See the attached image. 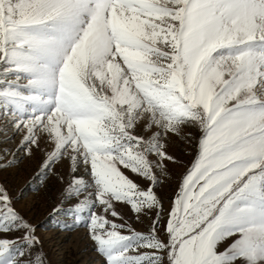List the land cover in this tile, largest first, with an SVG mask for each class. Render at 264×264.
Here are the masks:
<instances>
[{"label": "snow or ice", "instance_id": "6c2138e0", "mask_svg": "<svg viewBox=\"0 0 264 264\" xmlns=\"http://www.w3.org/2000/svg\"><path fill=\"white\" fill-rule=\"evenodd\" d=\"M0 121L17 153L50 145L35 179L67 162L62 204L103 264H264V0H0ZM15 204L0 181V264H49Z\"/></svg>", "mask_w": 264, "mask_h": 264}, {"label": "rangeland", "instance_id": "374dc122", "mask_svg": "<svg viewBox=\"0 0 264 264\" xmlns=\"http://www.w3.org/2000/svg\"><path fill=\"white\" fill-rule=\"evenodd\" d=\"M3 127V121H0ZM198 136L199 132L193 130ZM22 134L15 135L8 131L7 139L0 134V149H8V159L16 157L17 162L7 170H0V181L5 183L12 195L16 197V208L32 224L37 226V235L43 242V251L47 254L49 264H103L102 258L95 250L94 243L89 238V229L85 224H75L72 215L68 212L71 204L69 201L62 204V193L71 179L67 162L54 165L44 183L35 179L36 174L41 171L45 159V149L50 145L42 146L32 157H26L23 152H16L20 144ZM169 152L182 159L185 164H190L194 149L185 144L178 137H172L169 141ZM169 176L162 177V184L156 188L158 194L163 198L165 209L169 207V201L179 181L184 168L168 165ZM134 181L147 187L149 182L135 174L126 172ZM63 175L64 181H58L57 177ZM60 207L59 212L54 209ZM117 211L137 231L147 233L151 227L154 213L147 217L136 220L135 214L130 206L117 203ZM98 213L102 209L96 208ZM110 219H115L109 217ZM166 219V214H165ZM117 223L124 221L116 220ZM67 225V227H65Z\"/></svg>", "mask_w": 264, "mask_h": 264}]
</instances>
